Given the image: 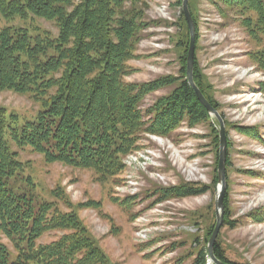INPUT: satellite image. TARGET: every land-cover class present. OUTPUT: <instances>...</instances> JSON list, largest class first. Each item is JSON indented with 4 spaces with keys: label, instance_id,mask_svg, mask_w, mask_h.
Masks as SVG:
<instances>
[{
    "label": "rangeland",
    "instance_id": "obj_1",
    "mask_svg": "<svg viewBox=\"0 0 264 264\" xmlns=\"http://www.w3.org/2000/svg\"><path fill=\"white\" fill-rule=\"evenodd\" d=\"M182 3L143 0L137 6L140 39L124 81H175L143 99L146 120L148 110L187 79L183 68L191 35ZM189 8L196 24L198 81L224 119L227 135L224 221L234 225L224 224L216 243L234 264H264V70L255 62L264 51V35L253 32L257 13L231 10L222 0H189ZM0 26L25 28L32 37L58 35L55 23L36 18ZM43 105L33 93L0 91V112L18 131L37 119ZM219 130L218 120L210 116L193 124L185 119L166 136L143 134L136 149L121 157V170L108 175L10 145L23 164L22 177L34 183L36 201L54 202L63 212L71 211L63 203L69 202L108 264H195L200 252H208L217 223ZM185 185L206 192L169 194ZM61 236L46 234L41 243ZM0 237L14 252L1 232Z\"/></svg>",
    "mask_w": 264,
    "mask_h": 264
},
{
    "label": "trees",
    "instance_id": "obj_2",
    "mask_svg": "<svg viewBox=\"0 0 264 264\" xmlns=\"http://www.w3.org/2000/svg\"><path fill=\"white\" fill-rule=\"evenodd\" d=\"M142 1L0 0V24L36 18L58 29L57 37L47 32L32 37L25 28L0 26V91L33 93L44 104L37 119L20 131L0 112V232L14 251L0 237V264H108L69 202L63 203L71 211L63 212L54 202L36 201L34 183L22 177L23 164L10 141L50 161L112 174L121 170V157L136 149L141 135L166 136L185 119L192 124L210 119L187 79L148 110V120L144 118L140 107L146 95L175 81H124L140 39L137 6ZM222 2L231 10L257 13L253 32L264 35L263 0ZM246 26L250 29V22ZM255 62L264 70V51ZM185 65L186 78L187 60ZM196 67L195 82L206 97ZM205 192L185 185L169 194ZM224 224L234 225L228 220ZM52 232L62 236L42 244L43 236ZM214 253L223 263L234 264L217 243ZM207 256L200 252L195 264H207Z\"/></svg>",
    "mask_w": 264,
    "mask_h": 264
},
{
    "label": "water",
    "instance_id": "obj_3",
    "mask_svg": "<svg viewBox=\"0 0 264 264\" xmlns=\"http://www.w3.org/2000/svg\"><path fill=\"white\" fill-rule=\"evenodd\" d=\"M183 12L190 30L191 41L187 58V80L189 86L195 92L198 100L203 105V107L207 110L210 116L215 117L220 124V158H219V189L216 198V215H217V223L214 229V232L211 236V239L208 244V254L210 257L211 264H226L216 258L214 250L217 238L219 233L224 225V212L225 205L224 200L227 191L226 185V161H227V135L225 130V122L219 111L211 105V103L206 99L200 88L195 82L194 79V65H195V32L196 27L190 12L189 8V0H183L182 3Z\"/></svg>",
    "mask_w": 264,
    "mask_h": 264
},
{
    "label": "bare ground",
    "instance_id": "obj_4",
    "mask_svg": "<svg viewBox=\"0 0 264 264\" xmlns=\"http://www.w3.org/2000/svg\"><path fill=\"white\" fill-rule=\"evenodd\" d=\"M190 41H191V38H190ZM189 47H190V45H189Z\"/></svg>",
    "mask_w": 264,
    "mask_h": 264
}]
</instances>
